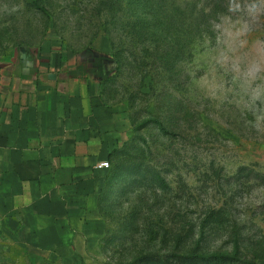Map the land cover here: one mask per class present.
Masks as SVG:
<instances>
[{
    "label": "rangeland",
    "instance_id": "obj_1",
    "mask_svg": "<svg viewBox=\"0 0 264 264\" xmlns=\"http://www.w3.org/2000/svg\"><path fill=\"white\" fill-rule=\"evenodd\" d=\"M57 81L119 114L96 221L33 235L1 187L0 264H264V0H0V151Z\"/></svg>",
    "mask_w": 264,
    "mask_h": 264
},
{
    "label": "crops",
    "instance_id": "obj_2",
    "mask_svg": "<svg viewBox=\"0 0 264 264\" xmlns=\"http://www.w3.org/2000/svg\"><path fill=\"white\" fill-rule=\"evenodd\" d=\"M22 84L11 92L20 93ZM44 84L26 93L23 119L13 112L4 122L0 188L13 221L32 226L31 234L85 239L75 226L96 221L106 172L99 165L119 143V114L104 106L88 83Z\"/></svg>",
    "mask_w": 264,
    "mask_h": 264
},
{
    "label": "built area",
    "instance_id": "obj_3",
    "mask_svg": "<svg viewBox=\"0 0 264 264\" xmlns=\"http://www.w3.org/2000/svg\"><path fill=\"white\" fill-rule=\"evenodd\" d=\"M99 167L103 168V169H108L109 168V163L108 162H104V163L100 164Z\"/></svg>",
    "mask_w": 264,
    "mask_h": 264
},
{
    "label": "trees",
    "instance_id": "obj_4",
    "mask_svg": "<svg viewBox=\"0 0 264 264\" xmlns=\"http://www.w3.org/2000/svg\"><path fill=\"white\" fill-rule=\"evenodd\" d=\"M220 256H213V257H210V259H216V258H219ZM227 259H229V257H227Z\"/></svg>",
    "mask_w": 264,
    "mask_h": 264
},
{
    "label": "clouds",
    "instance_id": "obj_5",
    "mask_svg": "<svg viewBox=\"0 0 264 264\" xmlns=\"http://www.w3.org/2000/svg\"><path fill=\"white\" fill-rule=\"evenodd\" d=\"M236 7L239 8V5H236ZM251 7H252V9H255L256 6L252 5Z\"/></svg>",
    "mask_w": 264,
    "mask_h": 264
}]
</instances>
